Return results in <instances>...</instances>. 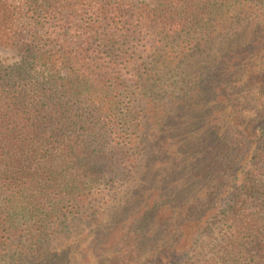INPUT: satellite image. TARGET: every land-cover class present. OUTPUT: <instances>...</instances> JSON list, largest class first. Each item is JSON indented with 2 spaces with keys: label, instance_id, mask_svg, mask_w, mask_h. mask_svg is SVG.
Masks as SVG:
<instances>
[{
  "label": "trees",
  "instance_id": "trees-1",
  "mask_svg": "<svg viewBox=\"0 0 264 264\" xmlns=\"http://www.w3.org/2000/svg\"><path fill=\"white\" fill-rule=\"evenodd\" d=\"M0 48L19 58L0 59L1 259L40 264L75 230L61 216L102 225L87 215L98 187L137 173L153 131L176 178L145 173L110 264H174L173 239L198 251L215 232V256L192 264H264V0H0ZM214 174L217 227L191 218Z\"/></svg>",
  "mask_w": 264,
  "mask_h": 264
},
{
  "label": "rangeland",
  "instance_id": "rangeland-1",
  "mask_svg": "<svg viewBox=\"0 0 264 264\" xmlns=\"http://www.w3.org/2000/svg\"><path fill=\"white\" fill-rule=\"evenodd\" d=\"M243 1L244 0H239V2ZM0 59L7 61V63L12 65L17 63L19 60L18 57L14 56V54L2 48H0ZM141 110L142 109H138L139 112H141ZM157 136L158 134L154 133L153 131H148L146 134H144L143 140L141 142L143 143L142 153L138 156L139 162L137 164V173L132 175L128 181L123 180L119 181L117 184L111 183L98 187L102 188V192L100 196L93 198V202L88 206L89 213L87 215L92 214L95 210H100L104 215V219H101V221H103L102 225L98 224V221L100 220L94 221L96 218L91 215L82 217L83 222H73L75 218L79 217L75 213H71L69 215V219L66 220L67 222L65 221V218L61 216L60 224H62V227L63 225H72L76 226L75 230L71 232L72 236L70 240H66L64 237H60L58 234L54 235L51 245H49L50 248L47 249L43 254L44 260L48 258L49 263H44L43 260L40 262V264H110V260L115 258L113 254L114 248L112 247V243L116 240V230L118 231L120 228H122L121 221L124 223L126 220L121 219V221L116 222V217L117 219L125 218L127 213L124 210L137 192L136 189L144 179L145 173L152 167L155 161L157 162V171H154V169L153 171L157 173L158 176H160L162 173L165 175L163 168H166L168 162H165L163 166H159L160 164H158L157 159H162L163 156H160V150L161 147L166 145V142L164 140L162 141V139H157ZM194 138L195 137L192 136L189 140H193ZM208 138H206L204 135H200L198 138H196V141L191 140L195 143L193 151L205 150L206 161L208 162L207 167L210 168L212 172H217V174L219 172V175H221L222 178V174H220L221 172L216 171V147L210 144L209 140L211 139ZM168 143L169 144L166 145L167 147L173 144L171 142ZM168 171L173 178H176V173H172L170 171V167H168ZM190 171L192 172V169H190ZM169 174L165 176L168 178ZM158 176H156L154 180H151L153 186L157 185L156 181L160 178ZM211 179L214 180V185L210 187L212 189L210 192H208L207 189L202 195H199L197 200V203L199 204L198 209L193 212L191 218L200 219L207 217L209 220L214 222V227H217L216 220H219L220 212L225 207L228 201V196H224V198L221 199V194H216L217 191H214L213 188V186L216 185V174H214ZM227 179L228 178L226 176H223L224 183H226V186L223 187L224 191L227 189ZM188 182V186L193 187L192 189L199 187V185L202 184V181L200 183L194 181L193 183V179L190 181L188 180ZM98 188L95 189L96 194L99 192ZM28 223L22 219L19 227H21L23 230H26L28 228L27 226L29 225ZM178 235L181 236V232H179ZM78 237H80V239H82L81 241H84L85 244L77 243L75 246ZM196 238V235L193 239L191 236L189 238H183L181 243H176V239H173L172 245H174V253L173 255L168 256V261L173 262L174 264H180L182 262H188L191 264L196 263L195 260L198 253H201V257L205 260L214 257L216 254V232L212 236L202 237L205 248L198 249V251H196L197 246L191 247L192 241H194ZM88 243L90 244L89 250ZM27 253L30 254L31 257H34L36 254V252ZM12 254L13 253H11L9 256H12ZM3 256L6 257L8 255ZM4 260L5 259L0 258V264L11 263L14 258L11 259V262H5ZM84 261L86 262L84 263ZM165 264H167V262Z\"/></svg>",
  "mask_w": 264,
  "mask_h": 264
}]
</instances>
